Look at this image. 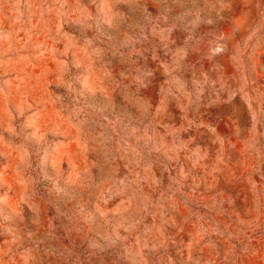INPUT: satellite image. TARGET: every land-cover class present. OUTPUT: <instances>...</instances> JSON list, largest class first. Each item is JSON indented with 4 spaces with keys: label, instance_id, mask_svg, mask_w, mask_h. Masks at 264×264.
I'll return each mask as SVG.
<instances>
[{
    "label": "rangeland",
    "instance_id": "rangeland-1",
    "mask_svg": "<svg viewBox=\"0 0 264 264\" xmlns=\"http://www.w3.org/2000/svg\"><path fill=\"white\" fill-rule=\"evenodd\" d=\"M0 264H264V0H0Z\"/></svg>",
    "mask_w": 264,
    "mask_h": 264
}]
</instances>
